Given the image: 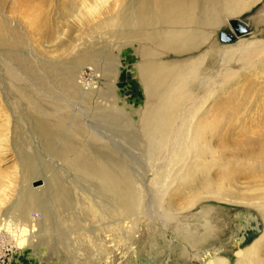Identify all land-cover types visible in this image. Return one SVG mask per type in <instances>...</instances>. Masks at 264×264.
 Returning <instances> with one entry per match:
<instances>
[{
    "label": "bare ground",
    "instance_id": "1",
    "mask_svg": "<svg viewBox=\"0 0 264 264\" xmlns=\"http://www.w3.org/2000/svg\"><path fill=\"white\" fill-rule=\"evenodd\" d=\"M7 1L9 0H0V48H5L7 54L11 55H14L13 51L16 50L21 57L28 58L24 54L25 52L22 54L21 51L26 44L32 41L28 34V24L36 33H40L39 31L42 29V25L37 22V18L40 17V4L33 5L27 2L28 4H21L19 7L18 4L16 5L17 0H11V8L9 11H5ZM258 1L79 0L78 9H76L77 6L71 7L67 11L68 16L79 12L77 15L81 20L77 21L89 22L90 20L91 22L92 19V22L97 23L95 26H100V22L106 23L107 26H110L108 30L111 37L118 41L124 40L127 45L139 48L140 60L135 66L134 75L143 88L146 101L138 120L132 119V104L128 101L127 103L125 98L117 93L115 96L111 91L110 98L106 99L107 86L104 84L100 87H96L94 84V86H86L82 84V79L84 80L88 74L83 73L79 76L77 74L78 68L87 63L102 65L104 71L114 73L115 68L109 65V61L107 62L108 52L106 50L101 52L96 48H91V50L82 53L81 48L78 49V45V50H76V45L71 47L69 44L63 49L58 60L42 61L38 63L40 68L37 65H28L30 66L29 76L25 73L26 68L19 66L14 61L13 58L16 57L8 55L9 58L12 57V59L5 60L7 65L13 66L9 70L12 75L11 79L22 76L36 87L37 80L40 82H44L45 79L51 80L47 75L46 78H43L44 71H42L41 65L42 68L56 73H59L60 69L64 71H60V74L67 81L66 92L77 94L69 96L62 91L64 98H59L45 87L46 89H39L42 94L40 98L38 95L34 97L35 99L31 96L32 104L37 105L39 113L44 114L46 118L42 119V116L39 119L38 117L31 118L40 120L34 121V127H37L36 131H39L48 146L57 149L55 151L65 158L72 171L51 157L40 165V160L38 161L35 154L29 153L27 149L25 152L22 149L19 150V147L16 146L18 142L24 141L23 129H25L24 124H27H23L15 109H13L15 112L11 109L9 100L5 99V103L10 111H3L4 107H0V240L8 236L9 243L12 244V248L17 250L16 253L19 257L23 253L40 254L47 249L46 245L49 243L53 228L65 225L68 229L75 228L74 231L70 230V233L77 234L79 232L78 236L83 237V244L91 247L95 258L114 261L115 251H120L119 254L124 256L135 248V240L141 231V224L146 222L149 228H163L167 231L174 224L176 232L186 233L184 238L194 245H198L203 240L205 241L207 236L200 234L191 226L192 223L185 221L184 217H188V215L182 211L197 204L200 196L206 198L209 195L228 203L244 204L255 208L262 223V231L260 237L255 239L252 244L238 248L236 251L237 264H264V249H261L264 241V173L256 177L260 179L253 180V183L252 180L248 182L249 185L252 184V190L239 185V180L233 176L236 174L234 169L231 172L232 177L231 179L228 177L230 179L228 181L210 176L211 169L217 165L228 166L231 163L234 166L235 164L234 160L225 156L221 146L223 149L230 146H243L246 155L237 163L240 166L249 165L247 170L251 175H255V170L259 171L257 169L258 160L253 155L255 151H251L250 148L255 145L264 150V126L261 125V123L264 125L262 116L264 114H260L263 112L261 110L258 113L255 112L258 107H262L260 106L261 102L258 103L259 106L255 105L254 112H251V119L247 114L242 118L241 115L245 113L242 109L240 111L243 113L238 112L242 114L236 113V120L233 119V115H236L234 114V105L240 103L236 96H244L245 91H248L246 92L248 96L246 94L245 96L250 99V102H253L254 99V103H257L255 96L259 93V97L264 95V39L246 40L240 38L235 46L225 47L219 53L223 67L217 73L216 78H213L208 72L202 73L200 68V65H203L210 55L211 50L192 58L189 63L183 64L190 66L186 67L187 71H182L161 60L159 57L164 52L160 51V53L156 48V44H158L164 49L180 53L197 49L208 42L219 27L232 18H237L241 12ZM31 13H33L32 20L28 22L26 19L31 17ZM101 17L102 19H99ZM239 20L243 22L241 19ZM111 22L113 25H110ZM246 25L249 27V32L244 35L253 30L249 24L246 23ZM111 44L112 41H110V47H113ZM69 49L70 51L67 53ZM231 61L243 63L239 71L228 65ZM239 73L240 79L235 82V86L232 88L235 91H233L234 95L232 96L229 91L223 93V90L222 92L223 96L229 97L231 101L235 99V101L232 109L229 110V115H227L228 112L226 114L222 112L224 116L221 120H224L223 126L227 121H233L231 123L233 126L242 120H246V123L248 120L249 122L253 121L255 113L262 116L257 120L260 121L263 131L254 134L258 135L254 141L247 139L248 144L246 145L244 141L233 140L234 137L229 139V133V138L224 134L220 137L225 136V138L221 139L219 136L215 138V134L220 135L223 128L213 129L215 127L212 128L213 124L209 128L211 121H215L210 118H212L211 114L215 107H218L217 103L220 99L218 98V102L212 104L213 94L217 93L219 86H226ZM251 78L255 79L251 81L252 83H250ZM195 82L198 83V91L194 90L196 88H192ZM246 83L249 88L244 91ZM38 85L44 87L41 84ZM51 85L55 88L52 83ZM20 87L22 92H25V88L27 89L26 85ZM222 93L219 92V94ZM45 102L50 106H45ZM89 102L92 105L90 107L87 105ZM98 102L102 104L99 106L94 104ZM102 107H107V110L104 109V114L101 112L103 116L94 111ZM249 108H246V112L249 111ZM230 113H232V118H229V116L231 117ZM248 115L250 114L248 113ZM259 115L257 116L259 117ZM96 116H101L102 119L98 121ZM24 117L23 119L29 122ZM113 118L126 127L139 125L144 137L139 139L129 136L128 139H125V137L115 136L113 129L111 130L112 120L116 121ZM209 120L211 121L209 122ZM254 124L258 126L257 123ZM32 127L33 125L29 126L28 130ZM252 128L253 125L250 129H245L248 133H252L253 131L249 132ZM34 133L36 134V132ZM61 133L63 136L61 135L59 138ZM251 137L248 136V138ZM241 138L246 139L245 136ZM40 139L42 144V138ZM92 139L100 141L101 150L90 144ZM214 139H217V142H214ZM106 140L116 149L115 154L113 153L114 149H106L108 148ZM139 142H142L139 155L132 153V150L124 151L128 145L133 148L132 145ZM58 143H61V146H58ZM7 144L12 145L11 147L14 149L17 161L14 170L19 173H17L19 177L15 175L20 181L13 174L14 171L1 169L3 161L1 152L5 151L4 148ZM43 144L46 146L45 143ZM44 146L42 148L46 150ZM134 151L136 152V150ZM138 166L147 167L146 172L141 175ZM261 167V170H264V167ZM40 177L42 183L33 185V182ZM17 181L21 183L19 188H16ZM204 184H208V187L201 191ZM15 190L17 191L16 197L12 202H9ZM189 193L194 195L192 199H190ZM175 196L180 197V202L175 200ZM35 209L42 211V218L33 216L32 211ZM84 209L89 216L96 219L97 226H99L98 231L92 227L93 230L91 229L88 233V228L77 225L78 221L87 220L82 215ZM201 214L200 212V216ZM205 215L207 216V213ZM252 220L256 222L255 229H258L259 221L254 217ZM204 226L207 232L216 229V225L209 219L206 220ZM94 231L98 232L95 236L92 235ZM245 237H241V239ZM58 238L64 243L55 242L54 246L59 248L66 244L65 249L60 247L59 250L64 251L62 253L67 254L70 259L88 258V252L84 250V247L79 246L81 241L77 235H75L74 242H70L65 232L58 234ZM197 252L199 253V251ZM206 253H208L206 256L198 254L193 256L204 264H233L227 256L219 254L220 252L216 248ZM89 255L91 254L89 253ZM254 255H256L255 259H253Z\"/></svg>",
    "mask_w": 264,
    "mask_h": 264
},
{
    "label": "rangeland",
    "instance_id": "2",
    "mask_svg": "<svg viewBox=\"0 0 264 264\" xmlns=\"http://www.w3.org/2000/svg\"><path fill=\"white\" fill-rule=\"evenodd\" d=\"M78 1L79 0H26V1L17 0L16 5L18 4L19 7H21V4H28V3L29 4L32 3L33 5L34 4H40L41 11L39 12L40 17L37 18V20H38L37 22H39L42 25V29H41V31H39L40 33L37 32L38 33L37 34L35 32V30H33L31 27H29L30 24H28L29 25L28 26V34L30 35L32 41L30 43L26 44L24 46V48H22V51H21V53L25 52L24 54L26 56H28V58L21 57L20 54L16 50L13 51L14 55H11V54H7L5 48H0V50L4 49V50H2V52H0V54L2 55V56L0 55V71H1L0 72V92H1L0 93V107L1 108L4 107L5 110H3V111H8L10 108L8 107V105L5 102H6V100H9L11 103V109L12 110L15 109V111L17 112L21 122L23 124L24 123L27 124V125L24 124L25 129H23L24 141L18 142L16 147H19V150L22 149L23 152H25L26 151L25 149H27V151L29 153L35 154L38 157L37 158L38 161L40 160V163H41L40 165H42V163L44 164V162H46V160L49 159V157H51L52 159L63 163V165L66 168H68L70 171H72V168H69L71 166L66 162L65 158L60 153H57L55 151L57 149H52L51 146H48L46 144V142L43 141L45 139H43V137L40 135L39 131H36L37 127L36 126L34 127V121H40L38 119L41 116H42V119L45 117H44V114L41 115L39 113L38 106L35 105L34 103L32 104L31 99L36 97V95H38L39 96L38 98H40L42 96V94L40 93L39 89H46V88L50 89L51 92L56 94V96L59 98H64L62 96L63 95L62 91L69 96H75V94H77V93L66 92L67 81H66V78L60 74L61 72H64V71H61L59 69V73L58 72L56 73V72H53L49 69L47 70L45 68H42V65H41V69H42V71L45 72V73L44 72L42 73L43 78H46V75L51 78V80L45 79L44 82H40L37 80V83L43 85L44 87H42L38 84L36 85V87L32 86L30 81L26 80V78H24V77L22 78V76L13 77V79H11L12 75H11L9 70H11V68H13V66H11L9 64L7 65V63L5 61L7 59H12V57L9 58L10 55L16 57L13 59L16 63L19 64V66L26 68L25 73L27 74V76H29L28 74L30 73V66H28V65H37L40 68V65H38V63H41L42 61H48L49 62L51 60V62H53V60H55V61L58 60L60 58V56L62 55L61 53H63V51H64L63 49L69 44L71 45V47L76 45V50L81 48L82 53H84L85 51L91 50V48H96L101 52H104L106 50L108 52V54L106 56L107 62L109 61L111 63V61H113V63H111V64L109 63V65H112L115 68V72L111 74V72H109V71H104L102 68L103 67L102 65H98V64L92 65V64H88V63H87L88 65L83 64L77 70L78 76H79V74H83V73L88 74L84 77V80H87V81L85 82L82 79V84H84L86 86L94 84L96 87H98V86L100 87V85L104 84L108 88L105 91V94H106L105 98L106 99L110 98V96H111L110 92L111 91L115 94V96H117L116 95V93H117V94H119V96L125 98L126 102L128 101L129 103L132 104V107H131L132 110L130 109L132 111V114H131V117L133 116L132 119L138 120V118H140L141 113H142V109L145 106V101H146V98H144L145 95L143 93V88H142L138 78L134 75V73H135L134 71L136 69L135 66H136L137 62L140 60L139 48H137V46L132 47V46L127 45V42L124 40L118 41L116 38L111 37V35H110L111 33H109V30H108L110 28V26H107L106 23L103 24L100 22V26L99 25L95 26L97 23L94 21L92 22V19H91V22H90V20H89V22H87V21L85 22L84 21L85 19L83 20L84 22L77 21V20H81L80 16L77 15V14H79V12H75L74 15L68 16L67 11L71 7L77 6L76 9H78ZM10 2H12V1L9 0L5 3V11H9V9L11 8L12 3H10ZM124 3H125V1H124ZM32 15H33V13H31V17L29 16V18H28L30 20L26 19L28 22H31ZM237 18L244 20L247 24L249 23V25L253 29L252 32H250L247 35L241 36V37H236L235 39H232V40H223L222 39V33L223 32L230 33V34L234 33L229 22H226L225 24H223L221 27H219L213 33L212 37L210 38V40L208 42L204 43L199 48L194 49V50H190V51L180 53V52L170 51L168 49H164V48L160 47L158 44H156L157 50L159 52L160 51L164 52V54L161 55L159 58L161 60H164L165 62H167V64H169V66H171V67L180 68L182 71H187L188 69L186 67H189L190 65H183V64L189 63L190 61H192L191 60L192 58L197 57L204 52L205 53L209 52L211 50L210 55H208V57L204 61L203 65H200V68H201L202 73L208 72L213 76V78H216L217 73L223 67V63H222V60H221L219 53L223 49H225V47H227L229 45L235 46L237 44V42L240 40V38H244L246 40H251L254 38L255 39H257V38L264 39V0H259L254 5H252L250 8L244 10L243 12H241L237 16ZM99 19H102V17ZM110 25H113V23L111 22ZM111 38H113V39H111ZM110 41H112L113 47H110ZM77 45H78V49H77ZM70 49L67 50V53L70 51ZM158 51H157V53L159 54ZM3 56H8V57L5 58ZM112 57H113V59L111 60ZM35 62H36V64H34ZM231 62H229L228 65H230L231 67H233L237 71H239L241 68L240 66L243 65V63H241V62H238V63L235 61L234 62L231 61ZM103 64L107 65L106 63H103ZM52 73H54V74L52 75ZM239 75H240V73L238 74V76L231 79L228 82V84L226 85L227 87L222 86V85L219 86L218 88H221V89L217 88V90H218V91L216 90L217 93L215 92L216 94L215 93L213 94V97L211 99L212 104L214 102H218V98H220V99H219V103H217L218 107H215V109H214L215 112L213 111V114H211L212 118H210L211 120L213 119L215 121L209 120V122L211 121L209 128H211V126L213 124L212 128L215 126L213 129H215L216 127H219V128H223L225 132L227 131L226 133L225 132L223 133V129H221L222 131L220 132V135H217L218 133H216L215 138H217L218 136L220 137L222 134H224L225 136H227L229 138V134H230L229 139H231V137H234V139L232 138L233 140L244 141L245 145H246V144H248L247 139L254 141L256 139V137L258 136V135H254V134H259L263 131L262 126H264V125L261 123V125H262L261 126L260 121H258L257 119H259L262 116L264 118V115L260 116L259 114H257V115H259V117H258L256 115V113L260 112V110H261V112L262 111L263 112L260 114H264V108H263L264 107V99H263L264 97H262L264 95H262V96L260 95V97H261V99H260V97H259L260 93H259L258 95L255 96L257 103H254V99H253V102H250V99L247 98L248 95L246 94V92H248V91H245L249 88L248 87L249 85L247 86L248 83H246V85L244 86V89H243L245 91L244 96H242V95H239V97L236 96L237 97L236 99H238L240 101V103L238 105L237 104L234 105L235 99L233 98L234 100L231 101V100H229V97L226 98L225 96H223V93H225L226 91L227 92L229 91L232 93V96L234 95V93H233L234 89H232V88L235 86V82L239 81V79H240ZM254 80H255L254 78H251L250 83H252L251 81H254ZM13 82H15V83H13ZM51 83L55 86V88H53ZM22 85L23 86L26 85V87H27V89L25 88V92L24 91L22 92V90H21L20 86H22ZM222 87H223V89H222ZM192 88L193 89L196 88L194 90L198 91V83L197 82L193 83ZM224 88L227 90H225ZM223 90H224V92H223ZM20 92H22L23 94ZM31 92H32V94H31ZM219 92L220 93L223 92V93L219 94ZM245 94L247 96H245ZM9 96H11V97L9 98ZM25 97H26V99H25ZM211 101H210V104H211ZM1 102H2L3 106L1 104ZM247 102L249 103L250 106L248 105ZM262 102H263V104H262ZM258 103H260V106H262V107H260V108L258 107V110H255L256 113H255V115H253L254 117L252 119L253 121H251L252 123L249 122V120H248L249 118H248L247 123H246V120L245 121L242 120L239 123H235L232 126L231 123H233V121H231V122L227 121V123H226L227 126L224 125L226 128L223 126L224 120H221V118L224 115L222 114V112L224 114H226V112H228L227 115H229V112H230L229 110H231L233 105H234V112H235L234 114L244 111L245 112L244 114H242L243 113L242 112V113H238V115L242 114L241 116H242V118H244V115L247 114V116H250V119H251V116H252L251 112H254L255 107L259 106ZM94 104L99 106L102 103L98 102V103H94ZM87 105H89L88 107L92 106L90 102L87 103ZM35 106H36V108H34ZM45 106H50V104L45 102ZM239 106H240V108H239ZM247 107L248 108L250 107L251 109L249 108V111L246 112ZM105 108L107 110V107H102L101 109L99 108L101 111L99 109H96L94 111L96 113L101 114V112H102L104 114ZM240 109H242V111H240ZM248 113L250 115H248ZM103 114H101V116H103ZM231 114L232 113H230V115ZM28 115L29 116L31 115V117H28ZM101 116H96L98 121L100 119H102ZM235 116H237V114L233 115V117H234L233 119L236 120ZM23 117L26 118L27 120H29V122H26L23 119ZM32 117H33V119L38 117V119L32 120L31 119ZM213 117H216V118H213ZM229 118H232V115H231V117L229 116ZM51 119L53 120V118H51ZM113 119H115V118H113ZM31 121H32V123H31ZM112 121H113V124L111 125V130L113 129L115 136L125 137V139H128L129 136L132 138L136 137L139 139L141 137H144L143 133L139 129L140 128L139 125H131V126L126 127L123 124H119L117 120L116 121L112 120ZM254 123H257L259 127ZM31 124L33 125V127L30 130H28L29 126H32ZM242 124L244 125L243 127L241 126ZM208 125H209V123H208ZM252 125H253V128H252L253 130L251 129V130H249V132L253 131L255 133H253V132L248 133L247 130L250 129ZM254 125H256V126H254ZM231 127H232V129H230ZM247 127H249V128H247ZM228 128H229V130H226ZM243 128L244 129L246 128L247 130L246 129L245 130L247 132L245 130H242ZM207 130H208V128H207ZM238 131H239V133H238ZM240 131H241V133L244 131L242 134L246 133L244 135L246 137V139L241 138L244 136L240 133ZM34 132H36V134ZM234 133L237 135H235ZM239 134L242 136H240ZM247 134H249V135H247ZM38 135H39V137H38ZM61 135L63 136V134L61 133L59 135V138L61 137ZM232 135H234V136H232ZM225 136L222 138H225ZM248 136L249 137L252 136V137L248 138ZM236 137L238 139H235ZM40 138H42V144L40 143L41 142ZM95 140L92 139L90 144L91 145L93 144L92 146L94 148L100 149V147H101L100 141H97V140L95 141ZM215 141L217 142V139L216 140L214 139V142ZM107 142H106V144H108V148H106V149L107 150L114 149L111 146V143L109 141H107ZM43 143H45L46 146H44ZM61 143H58L57 145L61 146ZM141 143L142 142H139L137 144H133L132 145L133 148L129 147V145H128L127 148L124 149V151L128 152L129 150H132L131 151L132 153L134 152V154L137 153V155H139V152H140L139 150H141V146H140ZM9 145L10 144H7L5 147L6 149L4 148L5 151L1 152V153H3V154H1V157L3 159L2 163H1V169L7 170L10 172L14 171L13 174L14 175L16 174L19 177V175H18L19 173L16 170H14V166H16V162H17L16 161V155H15L14 149L11 147L12 145L11 146H9ZM41 145L44 146L47 151L44 148H42ZM221 147H222V150L224 151L225 156L227 158H229L230 160L231 159L234 160L235 164H234V166L231 163H229L228 166L227 165H225V166L217 165L218 167L215 166L213 169H211V173H210L211 175L210 176L213 178L215 177V179L216 178L220 179V180L226 179L228 181L229 178L231 179V177H232L231 172L234 169V170H236V172H235L236 174L235 175L232 174V175L235 176L236 179L239 180V182H240L239 185L241 187H244L245 189L247 187L248 189L252 190V188H253L251 186L252 184L249 185L248 182H250L252 180L251 182L253 183L255 180L260 179V178H256V177L261 176L264 173V170H261V168H262L261 166L264 167V158H263L264 150H263V148H261L259 146H255V145H252V147L250 148L251 151H253V152L255 151L253 153V155L258 160V164H259L258 168H257V169H259V171L255 170L254 171L255 175H251L250 173H248L249 171L247 170L249 165L245 166L246 165L245 164V165L240 166L239 163H237V162H240L239 160L243 159L244 156L246 155V151L243 148V146H241V147L230 146L229 148L224 147V149H223V146H221ZM23 148H24V150H23ZM106 149H104V151H106ZM134 150H136V152ZM113 151H115V152H113L114 154L117 152L116 149H114ZM57 155H58V157H57ZM59 155H61V157H60L61 159L59 158ZM223 167H225V168H223ZM138 169L140 170L141 175H142V173L146 172L147 167L138 166ZM61 175L63 176V174H61ZM18 177H17V180H19ZM254 177H255V179H254ZM41 180H42L41 177L36 179V181H34L35 183L33 182V185H39L40 183H42V182H40ZM19 181H17L18 185L16 184V186H17L16 188L20 187L21 183ZM206 187H208V184L207 185L204 184V186L201 188V191H202V189L206 190ZM14 192H16V193H14ZM14 192L12 193V196H11L9 202H12L15 199L17 191L15 190ZM189 197H190V199H192L194 197V195L190 194ZM175 200L180 202L181 199L179 196H175ZM198 200L199 201L197 202V204H195L193 207H191L192 209L191 208L185 209L182 212L184 214L188 215V217H184L185 221L192 223L191 226H193L200 234L207 236L205 241L203 240L202 242L199 243L200 245L199 244L194 245L189 240L185 239L184 237L187 235L186 233L176 232L175 228H174V224H172V227L170 228V230L167 231L163 228H156V227L149 228L148 227L149 225L145 222V223L141 224L142 225L141 231H140V233H138L139 235L137 236V238L135 240V248L128 251V253L125 254L124 256H121L122 254H119L120 251L119 252L115 251L116 252L115 260L114 261H107V260H105V258L99 259V258H95L93 256L91 247L87 244H83V242H84L83 237L78 236V235H80L79 232L77 234L70 233V230L74 231L75 228H69L68 229V227L65 225H58L57 227L53 228V230H52L53 231L52 235H50L49 240H48L49 243H47V245H46L47 249L45 250V252L40 253V254L39 253H37V254L23 253L21 255V257H19L16 253L17 252L16 249H14V248H12L10 250L7 249L9 247V241H8L9 237L7 236L3 240L1 239L0 240V261L4 260V264H61V263L62 264H168V263H170V264H204V262H202V261L200 262L193 255L198 254L201 256H203V255L206 256L208 254L206 252H211V251H213L214 248H216L219 250V252H220L219 254L227 256L232 261L233 264H237L238 263V257H237L236 251L238 250V248L240 246L252 244L253 241H255V239L260 237V234L262 231V223H261V220L259 219V217L256 213L255 208L254 207L251 208V206H246L244 204L241 205V204H236V203H228V202L222 201L219 198L218 199L213 198L209 195L206 198L204 196H202V197L200 196V198ZM200 212L202 213L201 216H200ZM32 213H33V216H37L38 218L43 217L42 211L40 209H35L34 211H32ZM206 213H207V216L205 215ZM82 215L87 220L84 222L78 221L79 223L77 225H80V227L85 226L86 228H88V233H90V230L92 229V227H94L95 230L99 227V226H97L98 224L96 223V219L89 216L86 213L85 209H84V212ZM253 217L259 221L258 229H255V227H254L256 225V222L252 220ZM207 219H209L214 225H216V229L210 230L209 232H207V229L204 226ZM98 230L99 229H97V231ZM97 231L96 232L94 231L92 235L93 236H95V234L97 235V233H98ZM59 232L60 233L65 232V234L68 235L70 242L71 241L74 242L75 241V239H74L75 235H77L79 241H81V242H79V243H81V244H79V246L84 247V250L86 252H88V258L80 259V260L76 259V258H71L72 259L71 260L67 256V254L62 253L64 251L59 250L60 247H61V249H65V247H67L66 244L61 245V246H59L57 244L59 246V248L55 247L54 246L55 242L56 243L63 242L62 240H60L58 238V234L60 235ZM244 236H246V237L244 239H241V237H244ZM263 244H264V241L262 242V245ZM262 245H261V249L262 248L264 249V245L263 246ZM87 248L88 249L90 248V249L88 250ZM197 251H199V253ZM89 253L91 255H89ZM184 253H187V254L184 255ZM253 257H254L253 259H255L256 255H254ZM254 263H256V262H254Z\"/></svg>",
    "mask_w": 264,
    "mask_h": 264
},
{
    "label": "water",
    "instance_id": "3",
    "mask_svg": "<svg viewBox=\"0 0 264 264\" xmlns=\"http://www.w3.org/2000/svg\"><path fill=\"white\" fill-rule=\"evenodd\" d=\"M239 19L240 18H232L231 20H229L231 28H232L234 33L230 34V33L223 32L222 33V39L223 40H232L238 36H242V35L249 32V30H248L249 27L246 25L245 21L241 19L243 21V22H241Z\"/></svg>",
    "mask_w": 264,
    "mask_h": 264
},
{
    "label": "built area",
    "instance_id": "4",
    "mask_svg": "<svg viewBox=\"0 0 264 264\" xmlns=\"http://www.w3.org/2000/svg\"><path fill=\"white\" fill-rule=\"evenodd\" d=\"M11 246H12V244L9 243V247H8L7 249H8V250L12 249ZM0 264H4V260H1V261H0Z\"/></svg>",
    "mask_w": 264,
    "mask_h": 264
}]
</instances>
